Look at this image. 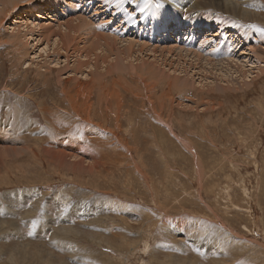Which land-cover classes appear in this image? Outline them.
<instances>
[{
  "label": "rangeland",
  "instance_id": "374dc122",
  "mask_svg": "<svg viewBox=\"0 0 264 264\" xmlns=\"http://www.w3.org/2000/svg\"><path fill=\"white\" fill-rule=\"evenodd\" d=\"M68 1L18 0L5 21H0V264H264V71H254L249 62L259 58L258 50L263 51L260 60L264 61V0H228L252 13L247 17L192 0L196 4L182 15L204 11L199 22L209 24L203 32L191 29L190 35L185 31L178 39L168 36L172 31L167 28H173L176 20L170 0H72L57 17L60 5L67 7ZM54 3L59 5L49 15L52 20H46L45 13L39 18L30 15L39 6ZM24 10L30 12L25 16ZM158 12L167 27L157 19ZM22 15L24 21H14ZM71 24L73 29L66 28ZM26 25L34 36L15 38L18 29L21 34L27 31ZM40 30L50 37L54 31H71L68 61L65 56L59 63L47 59L45 42L35 39ZM192 36L200 41L190 43ZM102 37L124 49L111 52L112 62L131 51L129 43L137 49L132 50L133 57L119 59V67L109 71L101 67L106 75L94 77L100 81L74 77L76 83L89 81L91 86L77 89L79 93L71 99L76 93L74 81L66 69L60 77L54 64L68 62L74 67L76 45L92 50L97 48L95 39ZM222 38L227 41L219 48L230 44L229 51L202 58L215 63L235 59L231 64L241 69L235 71L233 65L226 77V71L217 67L207 73V83L215 82L208 87L201 77L206 73L188 66L198 58L193 57L198 54L195 51L207 52L209 45L215 48ZM22 41L26 44L18 52L16 46ZM141 56L155 65L132 70L128 62L140 63L135 58ZM148 68L157 74L148 75ZM168 73L193 76L195 85L176 86ZM118 80L122 83L117 85ZM151 83H157L156 93L149 92L152 99L156 97V110L144 89ZM111 91L116 93L115 108L108 102ZM155 111L163 113L160 119ZM98 124L113 134L96 141L90 132ZM112 136H119L133 153L126 151L125 157L124 150L119 153ZM60 143L80 144L87 148L85 157L94 152L108 158L97 162L106 168L104 174L98 165L97 179L59 171L45 156L51 145L57 149ZM27 144L31 146L25 150ZM34 149L43 159L35 161L30 154ZM115 160L117 164L107 166ZM72 164L88 169L87 162ZM25 190L35 192L37 198L24 195Z\"/></svg>",
  "mask_w": 264,
  "mask_h": 264
},
{
  "label": "bare ground",
  "instance_id": "6f19581e",
  "mask_svg": "<svg viewBox=\"0 0 264 264\" xmlns=\"http://www.w3.org/2000/svg\"><path fill=\"white\" fill-rule=\"evenodd\" d=\"M53 1H56V2H59V3H62L64 0H53ZM169 1V0H168ZM11 3L12 4V7H9L8 6V3ZM196 1H192V0H187V1H185L184 3H180V2H173L172 0H170V4L172 5V7L170 8V10H172V11H174V13H175V15H176V20H175V23L173 24V28H171V27H169V28H167L168 29V31L170 32V31H172V33L169 35L168 34V36H172V37H175V39H178V38H181V36H182V34L186 31V34H188L189 33V30H193L194 31V33H200V32H203V31H205V27H206V25L205 24H209V23H205V22H203L202 20H201V22H199V19H200V17L202 16V15H204L205 14V12L204 11H198V12H193L192 11V14H190V15H188V16H184V15H182V12H184V11H188V12H190L189 11V8L190 7H192L194 4H196L195 3ZM200 2V4L201 5H211L212 7H217L218 9H222V10H225V11H227V12H230V13H234V14H237V15H239V16H244V17H247L249 14L251 15L252 13H249L248 11H245L241 6H239V5H237L236 3H234L233 1H231V2H229L228 0H200L199 1ZM0 4H2L3 6L2 7H0V21H5V19L7 18V13L10 11V10H12L13 9V6L14 5H17L18 4V0H1L0 1ZM67 4H68V6L67 7H62L61 8V5H60V7H59V9H58V14H57V17L59 16V15H61L62 14V10L64 9V8H69L72 4H73V1L72 0H69L68 2H67ZM102 3H101V1H100V4L99 5H97V6H95L94 7V10L97 12L98 10H100V7L99 6H102L101 5ZM58 3H54V4H51V5H45V6H43V5H41V6H39L38 8H39V10H38V12L37 11H34V10H32L31 12L29 11V10H27V11H29L30 12V15H32V16H36V17H41V16H43L44 17V13L45 14H47L48 16H47V18H45L46 20H52V18H51V16H52V14L54 15L55 14V12H56V10H57V8H58ZM157 5H159L160 6V3H158ZM61 8V9H60ZM187 8V10H185ZM98 9V10H97ZM48 10H50V12H52V13H50ZM27 11L26 10H24L23 12H21V13H23L25 16H26V14H27ZM41 12H42V14H41ZM195 13H197L198 14V16L197 17H199V18H193V15L195 14ZM24 15H22V16H17L18 18H16L14 21H22L23 20V16ZM49 15H51V16H49ZM227 15V14H226ZM80 16H81V14H80ZM83 18V17H82ZM157 19L158 20H160V22L164 25V26H168V23H167V20L163 17V15H161V13L160 12H158V14H157ZM25 20V19H24ZM23 20V21H24ZM39 20V22L41 21V19H38ZM69 20V19H68ZM82 20V19H81ZM85 20V19H84ZM27 21V20H26ZM33 21V20H32ZM66 21V20H65ZM77 21V20H76ZM86 21H88L87 19H86ZM39 22H38V24H39ZM71 22V21H70ZM78 22V21H77ZM79 22H81L80 20H79ZM181 23V24H177V23ZM26 23V22H25ZM49 23H51V21L49 22ZM74 24V23H73ZM80 23H75V26H77V25H79ZM36 25V24H35ZM18 27H20V25L18 26ZM60 27V26H59ZM62 27V26H61ZM72 28V24H71V26L69 25V26H66V28ZM26 28H27V31L26 32H24L23 34H21V31H20V29H18V31H17V33H16V35H15V38H20V35H23V36H27V35H29V33H31V36L30 37H33L34 36V31L33 30H29V27H28V25H26ZM40 29V28H39ZM73 29V28H72ZM251 29V28H250ZM58 31H59V29H58ZM58 31H54V37H50V34L49 33H47V31L46 30H40V34H38V38L37 37H35V39H37V43L38 42H41V44L43 43V42H45V46L43 47V50H44V52L46 53V56H47V59H52V60H54L56 63H59L61 60H60V58L61 57H63V56H65V59H64V61L66 60V61H68V59H70L69 58V53H71L70 52V48H69V45H70V43L73 41L71 38H73L72 36L70 37L69 35H72V34H70V32L71 31H68V30H64L65 32H58ZM73 31V30H72ZM14 32V31H13ZM36 32V31H35ZM174 32V33H173ZM82 34V33H81ZM218 34V33H217ZM217 34H215V35H217ZM14 35V34H13ZM189 35H190V33H189ZM194 35V34H193ZM66 36H68L69 37V39H71V41L68 43L67 42V40L64 38V37H66ZM79 36V35H78ZM12 37V36H11ZM14 37V36H13ZM211 37V36H210ZM54 38V40L53 41H51L52 39ZM232 39H234V36H232L231 37ZM22 39V38H21ZM114 39H115V36H114ZM187 39H189V36L187 37ZM19 40V39H18ZM80 40V39H79ZM89 40H90V38H89ZM88 40V41H89ZM103 40V41H102ZM194 40H197V41H200V39H199V37H194V36H192V37H190V43H193L194 42ZM209 40H212V38H209V39H205V42H208ZM24 41V40H23ZM20 42V44L18 43V45L16 46V50L18 51V52H20L21 51V45L23 46V45H25L26 44V42ZM87 41V42H88ZM227 41V39L225 40L224 38H222L220 41H218L217 43H216V45H215V48H213V47H211V46H213V45H209V47L207 48V52H205V50L203 51H199V52H197V51H195L196 53H198L196 56L195 55H193V57H198V58H196V61L194 62L193 61V63H190V65L188 66V67H190V68H192L194 71H195V69H197V71L199 72V73H206L205 74V76L204 75H201V77L202 78H204V80H205V85L206 86H208V87H210L211 85H215V82L213 83V82H211L210 84L209 83H207V80L209 79H207V73H214V71H215V69H217V67H219L218 69H221V70H225L226 71V74H223V76H226V77H228V74L229 73H231V71H232V69H234L233 68V65L234 66H237V68H235V71H239V69H241V65H238L237 63H235V64H231L232 63V61L234 62V60H232L231 61V63L228 61V60H223V61H220V62H217V63H215V62H213L212 60H210V59H208V58H202V57H206V56H209V53H214V52H216V51H218V50H221V51H225V52H227V51H229V49H230V44L229 45H227V46H225L224 48H219L220 47V45H223L225 42ZM28 42V41H27ZM90 42V41H89ZM95 42L97 43H95L96 45H97V48H93L92 50L91 49H89V47H84V48H80L81 46H79V44H77L76 45V47L74 48V53H76V56L74 55V57H76V61H75V65H74V67H69V65H68V62L65 64V65H63V66H58V65H55L54 64V67H56L57 68V71H58V74H59V76L61 77L62 75V70H64V69H66V71L69 73V77L68 78H70V80L71 81H74V85H72L73 87H74V89H76L75 91H76V93L75 94H72V97H71V99H74L75 98V95H77L78 93H79V91L77 90V89H84V85L86 86H91L90 85V82L88 81V82H83V81H81V80H79L77 83H76V79L74 78V77H77V78H81V79H90V80H94V81H100V80H95L94 79V77H96V75H106L105 74V72H102V70H101V67L103 68V66H105L104 68H105V70L106 71H109L111 68H114V67H116V66H118L119 65V59H120V56H118L117 58H116V60H115V62H112L111 60H113L114 58H111V59H109L112 55V53L111 52H113L114 53V50H120L121 52L120 53H122V51L124 50V49H120V48H118V47H116L115 48V45L113 44V43H111L110 41H108V40H106V38H103L102 37V39L101 38H96L95 39ZM118 42V41H117ZM30 43V42H29ZM82 43V42H81ZM91 43V42H90ZM32 45H33V43H31ZM40 44V45H41ZM86 44V43H85ZM91 44H93V43H91ZM99 45V46H98ZM121 45V44H120ZM129 45L130 46H128L127 47V50L128 49H131V51H129L128 53H127V57L128 56H132L133 57V54H132V50L133 49H135L134 47L133 48H130L131 47V44L129 43ZM27 46V45H26ZM138 46V45H137ZM140 46V45H139ZM190 46H193V44L192 45H190ZM37 47L38 48H40V46L39 45H37ZM73 47V46H72ZM119 47H121V46H119ZM92 48V47H91ZM144 48V47H143ZM156 48V47H155ZM168 48V47H167ZM171 48V47H170ZM200 48H201V46H200ZM26 49V48H25ZM29 50L31 49V47L30 48H28ZM53 50V55H51L50 56V50ZM100 49V51H98ZM136 49H137V47H136ZM135 49V50H136ZM150 49L151 48H149V51H150ZM169 49V48H168ZM14 50H15V48H14ZM29 50H28V52H29ZM34 50V49H33ZM39 50V49H38ZM154 50V49H153ZM171 50V49H170ZM72 51V50H71ZM134 51V50H133ZM164 51V50H163ZM25 52H26V50H25ZM141 52V51H140ZM148 52V51H147ZM153 52V51H152ZM151 52V53H152ZM154 52H155V50H154ZM153 52V53H154ZM251 52V51H250ZM36 53V52H35ZM73 53V52H72ZM120 53H117V55H120ZM134 53V52H133ZM150 53V54H151ZM152 53V54H153ZM182 53V52H181ZM257 53V55H261L262 56V54H263V51L262 52H259V50H258V52H256ZM27 54V53H26ZM25 54V55H26ZM29 54V53H28ZM31 54V53H30ZM138 54V53H137ZM140 54V53H139ZM188 54V53H187ZM191 54H194L193 52L191 53ZM251 54V53H250ZM116 55V56H117ZM124 55H125V53H124ZM121 56V61L123 62V58L124 57H126V56ZM148 55V54H147ZM155 55V54H154ZM173 55H175V53L173 54ZM257 56V57H259V58H257V60H252L251 58V60L249 61L250 62V68L251 69H253V68H257L258 69V71L259 72H263L264 71V61L263 60H260V58H261V56ZM80 56V57H79ZM165 56V55H164ZM168 56V55H167ZM180 56V55H179ZM182 56V55H181ZM187 56V55H186ZM29 57V56H28ZM39 57H43V54H39ZM55 57V58H54ZM114 57V56H113ZM142 58L140 59L139 57H136L135 58V61H138V60H141L140 61V63H137V64H135L132 60L131 61H129L128 62V64L129 65H131L130 67H131V69L132 70H138V69H141L140 67H143V66H146L145 68H147V67H150V66H152V65H155V62H153V61H149L148 59L147 60H144V57L143 56H141ZM185 57V56H184ZM215 57H217V55L215 56ZM253 57V56H252ZM45 58V57H44ZM81 58H83V59H81ZM153 58H155V57H153ZM166 58V57H165ZM180 58V57H179ZM191 58V57H190ZM189 58V59H190ZM242 58H243V56H242ZM46 59V60H47ZM126 59V58H125ZM173 59H175V58H173ZM188 59V58H187ZM188 59V60H189ZM246 59V58H245ZM249 59V58H248ZM60 60V61H59ZM72 60V59H71ZM160 60H162V59H160ZM187 60V61H188ZM205 61V65H203L202 64V61ZM237 60H238V57H237ZM244 60V59H243ZM70 61V60H69ZM128 61V60H127ZM173 62V61H172ZM177 62V61H176ZM182 62H184V60L182 61ZM186 62V61H185ZM240 62V61H239ZM247 62V61H246ZM34 63V62H33ZM125 63V62H124ZM28 64H30V63H28ZM35 64H36V62H35ZM39 64V63H38ZM158 64V63H157ZM164 64H165V62H164ZM172 64V63H171ZM178 63H176V65H177ZM180 64V63H179ZM244 64V63H243ZM37 65V64H36ZM61 65V64H60ZM126 66H127V64H125ZM169 65V64H168ZM218 65H221V66H218ZM245 65V64H244ZM243 65V66H244ZM247 65V64H246ZM262 65H263V67H262ZM82 66L83 67H85L86 68V70H83L82 69ZM124 66V65H123ZM161 66V65H160ZM184 66V65H183ZM249 66V65H248ZM119 67V66H118ZM176 67V66H175ZM180 67V66H179ZM186 67V66H185ZM245 67V66H244ZM243 67V68H244ZM47 68V67H46ZM53 67H49V69L48 70H51ZM166 68H167V66H166ZM174 68V67H173ZM195 68V69H194ZM43 69V68H42ZM41 69V70H42ZM117 69V68H116ZM123 69V68H122ZM157 69H159V68H157ZM165 69V68H164ZM247 69V68H246ZM104 70V69H103ZM118 70V69H117ZM126 70V69H125ZM124 69H123V71H125ZM147 70V74H148V72H150L151 74H157L156 72H155V70H152L151 68H148V69H146ZM181 70V69H180ZM187 70L188 69H185L184 70V72H186L187 73ZM191 70V69H190ZM254 71H255V69H253ZM44 71V70H43ZM43 71H40V72H43ZM46 71V70H45ZM115 71V70H114ZM127 71V70H126ZM174 71V70H173ZM179 71V70H178ZM193 71V72H194ZM225 71H223V72H225ZM247 71V70H246ZM254 71H252L253 73H255ZM121 72H122V70H121ZM160 72V71H159ZM175 72H177V71H175ZM179 72H181V71H179ZM124 73V72H123ZM133 74H134V72H132ZM146 73V72H145ZM144 73V74H145ZM150 73L148 74V75H150ZM183 73V72H182ZM251 73V72H250ZM113 74V73H112ZM181 73H179V75H176V74H170V73H168V75H169V77L172 79V80H174L173 82V84L174 85H178V86H183V84H185V85H195V79H194V77L193 76H190V78L188 79V74L187 75H185V76H181L180 75ZM243 74H246V72H244ZM249 74V73H248ZM247 74V75H248ZM79 75H81V77L79 76ZM110 75H111V73H110ZM135 75V74H134ZM147 75V76H148ZM200 75V74H199ZM232 75V74H231ZM118 76V75H117ZM123 76V75H122ZM152 76V75H151ZM150 76V77H151ZM156 76V75H155ZM259 76V75H258ZM60 77H59V79L58 80H61L60 79ZM109 77V76H108ZM111 77V76H110ZM138 77V76H137ZM158 77V76H157ZM214 77V76H213ZM242 77V76H241ZM250 77V76H249ZM248 77V78H249ZM68 78H66V79H68ZM101 78V77H100ZM147 78V77H146ZM149 78V77H148ZM152 78H153V76H152ZM196 78V77H195ZM217 78V80L219 79L218 77H216ZM239 78V77H238ZM238 78H237V80H238ZM138 79H140L139 77H138ZM156 79V78H155ZM161 79H163V77L161 78ZM223 79V78H222ZM147 80H149V79H147ZM165 80H167L166 78H165ZM164 80V81H165ZM225 80V79H224ZM239 80H241V79H239ZM249 80V79H248ZM252 80V79H251ZM158 81H160L159 79H158ZM157 81V82H158ZM163 81V80H162ZM170 81V80H169ZM169 81L167 80V82L169 83ZM197 81V80H196ZM216 81V80H215ZM220 81V80H219ZM121 81H117V85L118 84H121L120 83ZM141 82V81H140ZM161 82V81H160ZM159 82V83H160ZM251 82V81H250ZM163 83V82H162ZM203 83V82H202ZM218 83V82H217ZM226 83V82H225ZM252 83V82H251ZM155 84H157V83H155ZM155 84H153L152 85V83H151V85H144L145 87H144V89H146L147 91H148V95H147V97H148V99H149V101H150V103H152L151 104V106H153L154 107V109L153 110H156V108H155V104H154V101H156V97H154V99H152L153 98V96L151 97V95L149 94V92H152V93H156V91H157V89H155V87H154V85ZM66 86V83H64L63 84V86ZM200 85V84H199ZM204 85V84H203ZM204 85V86H205ZM69 86H71V85H69ZM219 86V85H218ZM220 86H222V85H220ZM225 86V85H224ZM243 86V85H242ZM216 87H217V85H216ZM71 88V87H70ZM170 88H172V87H170ZM182 88V87H181ZM190 88V87H189ZM192 88V87H191ZM226 88V87H225ZM65 89V88H64ZM67 89V88H66ZM73 89V90H74ZM195 89V88H194ZM72 90V91H73ZM172 90H175V89H172ZM196 91V90H195ZM201 91V90H200ZM65 92H67V95H69V91L67 90V91H65ZM163 92V91H162ZM183 92V91H182ZM165 94V93H164ZM182 94V93H181ZM66 95V96H67ZM152 95H154V94H152ZM169 95V94H168ZM167 95V96H168ZM170 96V95H169ZM115 97H116V93L114 92V91H111V92H109V98H108V102L111 104V106H114L115 105V103H114V99H115ZM172 97V96H171ZM164 98H166V97H164ZM193 98V97H192ZM169 100H170V97L168 98ZM195 99V98H194ZM162 100H164V99H162ZM161 100V101H162ZM179 100H181L180 98H179ZM122 101V100H121ZM119 103H120V106H121V102L120 101H118V103H117V105H119ZM181 103H182V101H181ZM180 103V104H181ZM184 103V102H183ZM191 103V102H190ZM189 104V103H188ZM188 106V105H187ZM190 106V105H189ZM114 108H115V106H114ZM75 108H73V110H74ZM161 109V108H160ZM156 113H157V116H158V119H160L159 117H162V112H158V111H155ZM114 115H115V113H114ZM156 116V117H157ZM120 118L119 117H117L115 120H119ZM161 121H162V119H161ZM100 124V123H99ZM93 125V127H94V129H95V131H93V130H91L92 132H90L91 133V136L93 137V138H95V140L97 141V139L100 137V138H102V140L104 139V135L105 134H109V136H111L112 134H113V132H112V129H110V128H107V129H105V128H103L102 126H100V125ZM167 124V123H166ZM130 125V124H129ZM130 128V127H129ZM132 128V127H131ZM127 130V129H126ZM0 131H1V128H0ZM121 131V130H120ZM133 132V131H132ZM159 132V131H158ZM117 133H118V135H119V132L117 131ZM125 133V132H124ZM160 133V132H159ZM112 137H114V139H117L116 140V142L113 144V146L116 144L117 145V147H118V152L119 153H121L122 151H121V149L122 150H124V157L127 155V152L126 151H128V153L129 152H132L133 153V151L132 150H130V148L128 147V145L126 144V143H123L122 141H120V138H119V136H117V137H115V136H112ZM1 138V137H0ZM106 138V137H105ZM105 140V139H104ZM111 141V140H110ZM4 142V145H5V143L7 142L6 140H4V141H2V143ZM103 142V141H102ZM108 142V141H107ZM186 142V141H185ZM1 143V142H0ZM72 143H74V141L72 142ZM180 143V142H179ZM7 144H8V142H7ZM25 145V144H24ZM23 145V147H26L25 148V150H27V148L29 147V146H31V145H29V144H27L26 146H24ZM33 145V144H32ZM49 145V144H48ZM47 145V146H48ZM53 145H55V144H53ZM58 145V144H57ZM60 145H61V143H60ZM96 145H97V143H96ZM99 146V145H98ZM102 146V145H101ZM101 146H100V148H101ZM112 146V147H113ZM2 147V146H1ZM4 147V146H3ZM11 147H12V145H11ZM14 147V146H13ZM20 147V146H19ZM33 147V146H32ZM54 147H56V146H53L52 147V145L50 146V148H52V149H49L48 150V152H49V155H47V156H45V157H47L48 158V160H46V161H49L50 163H52L53 165H55V166H57V168H59L58 170L59 171H66V174L67 173H69L70 174V172L71 173H80V174H88V175H91L93 178H98L99 177V175H100V172H99V169L97 168V165H98V161L99 160H107V159H105V158H103V157H101V156H97L94 152H90L89 153V156L88 157H85L84 155H85V152L87 151V148L86 149H84V148H81L80 147V144H79V146H75V147H73V146H70V145H61V146H59L57 149L56 148H54ZM116 147V148H117ZM9 148V147H8ZM49 148V147H48ZM12 149V148H11ZM99 149V148H98ZM103 149H105V148H103ZM4 150V149H3ZM2 150V151H3ZM8 150V149H7ZM17 150V149H16ZM24 150V149H23ZM22 150V151H23ZM71 150V151H70ZM79 150L82 152V155L79 153ZM116 150V149H115ZM114 150V151H115ZM18 151V150H17ZM100 151V150H99ZM13 152V151H12ZM19 152V151H18ZM26 153V152H25ZM18 154V153H17ZM30 154L34 157V159H35V161H36V159H37V161H40L41 159H43V157H41L40 155H41V152L39 153V151L38 150H36V149H34V150H32V151H30ZM79 155V156H78ZM27 156V155H26ZM44 156V155H43ZM107 156H108V154H107ZM20 157H22V156H20ZM64 157H67V159L65 160V158ZM100 157V158H99ZM4 158V157H3ZM89 158H90V160H89ZM200 158V157H199ZM15 159V158H14ZM20 159V158H19ZM114 159V158H113ZM9 160V159H8ZM121 160V159H120ZM3 161H7V160H4L3 159ZM23 161V160H22ZM73 161H74V163H85V162H87L88 164L86 165L87 167H88V169L87 170H83L80 166H77V165H75V164H72L73 163ZM130 161L133 163V164H135L134 162H133V157H132V155L130 156ZM202 161V160H201ZM9 162V161H8ZM2 164H4V163H2ZM51 164V165H52ZM108 164V163H107ZM106 164V165H107ZM114 164H117L116 163V160L112 163H110L109 162V164L107 165V166H109V165H114ZM137 164V163H136ZM0 165H1V163H0ZM100 168H101V170H102V175L104 174L103 172L105 171V169L106 168H104L103 166H101V165H98ZM138 166V165H137ZM9 167V166H8ZM135 167V166H134ZM15 169V168H14ZM134 169V168H133ZM2 171V170H1ZM57 172V171H56ZM202 172V171H201ZM147 173V172H146ZM3 174V173H2ZM69 174L67 175V176H69ZM69 177H72V176H69ZM130 179V178H129ZM138 179V178H137ZM168 180V179H167ZM145 181V180H144ZM152 181V180H151ZM173 182V181H172ZM212 183V182H211ZM104 185V184H103ZM28 189V188H27ZM127 190V189H126ZM163 190V189H162ZM17 191V190H16ZM21 192V191H20ZM35 194V192H32V194ZM37 193V192H36ZM31 194V191H26L25 190V192H24V195H29V196H35L36 197V194L35 195H32ZM38 194V193H37ZM165 194V193H164ZM16 195H18L17 193H16ZM157 196V195H156ZM39 197V196H38ZM49 197V196H48ZM37 198V197H36ZM41 198V197H40ZM40 198H38V199H40ZM47 198V197H46ZM62 198V197H61ZM157 198V197H156ZM22 199V198H21ZM129 199V198H128ZM196 200V199H195ZM1 201V200H0ZM63 202V201H62ZM156 202V201H155ZM40 203V202H39ZM194 203V202H193ZM160 204V203H159ZM32 205V204H31ZM198 205V204H197ZM63 206V205H62ZM61 206V207H62ZM145 206V205H144ZM65 207V206H64ZM66 207H67V205H66ZM81 207L82 206H78V210H81ZM38 208V207H37ZM63 208V207H62ZM83 208V207H82ZM84 208H86V207H84ZM147 208V207H146ZM145 208V209H146ZM39 209V208H38ZM63 210V209H62ZM65 210V209H64ZM146 210H148V208L146 209ZM149 212H150V210H149ZM65 213V212H64ZM89 214H91V213H89ZM33 215V214H32ZM32 215H30V216H32ZM7 216V215H6ZM5 220V219H4ZM7 220V219H6ZM7 223V222H6ZM217 226V225H216ZM1 228V227H0ZM65 228V227H64ZM229 232V231H228ZM136 235V234H135ZM133 237H135V236H133ZM209 237V236H208ZM231 237V236H230ZM142 238V237H141ZM234 238V237H233ZM236 238V237H235ZM205 240V239H204ZM224 240V239H223ZM194 241H195V239H194ZM197 241V240H196ZM207 241V240H206ZM182 241H180V243H181ZM208 242H209V240H208ZM210 242H212V240H210ZM191 243H194V242H191ZM197 243H200V242H197ZM217 243V242H216ZM223 243V242H222ZM176 244V243H175ZM215 244V243H214ZM186 245V244H185ZM208 245V244H207ZM210 245V244H209ZM208 245V246H209ZM212 245V244H211ZM217 246H219L218 244H216ZM195 246V245H194ZM198 246V245H197ZM196 246V247H197ZM206 246V245H205ZM213 246V245H212ZM221 246V245H220ZM219 246V247H220ZM227 246V245H226ZM166 246H164V248H165ZM187 247V246H186ZM214 247V246H213ZM218 247V248H219ZM207 248V247H206ZM215 248V247H214ZM181 249H182V247H181ZM184 250V249H183ZM197 250V249H196ZM39 251V250H38ZM211 251H212V247H211ZM215 251H216V248H215ZM210 252V251H209ZM213 252V251H212ZM233 252V251H232ZM226 253V252H225ZM234 253V252H233ZM227 255V254H226ZM229 256V255H228Z\"/></svg>",
  "mask_w": 264,
  "mask_h": 264
},
{
  "label": "crops",
  "instance_id": "0c3cea01",
  "mask_svg": "<svg viewBox=\"0 0 264 264\" xmlns=\"http://www.w3.org/2000/svg\"><path fill=\"white\" fill-rule=\"evenodd\" d=\"M132 140H134V138Z\"/></svg>",
  "mask_w": 264,
  "mask_h": 264
}]
</instances>
